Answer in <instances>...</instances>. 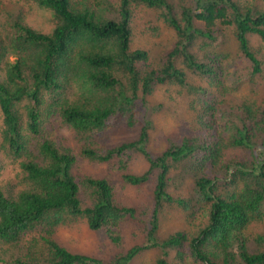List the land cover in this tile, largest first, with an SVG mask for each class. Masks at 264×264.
<instances>
[{"label":"trees","instance_id":"obj_1","mask_svg":"<svg viewBox=\"0 0 264 264\" xmlns=\"http://www.w3.org/2000/svg\"><path fill=\"white\" fill-rule=\"evenodd\" d=\"M5 1H0V155L18 163L20 186L0 185V243L6 251L0 245V264H129L137 253L154 247L160 249L155 264H264V104L254 99L226 104L225 80L235 61L214 49L231 28L239 56L251 62L245 68L252 77L260 73L249 35H258L264 44V0L251 5L240 0ZM140 4L158 10L176 35L161 67L146 49L132 45L134 16L142 34L159 33L157 23L144 19L140 9L135 15ZM35 7L50 13L47 29L29 23L28 11ZM198 38L213 47L202 57L191 51ZM180 56L207 86L188 82L185 70L175 64ZM166 82L190 95L202 134L178 142L168 138L166 148L153 154L146 148L153 123L138 107H147L155 83ZM117 118L129 127L142 125L136 139L108 146ZM60 129L70 133L74 145ZM230 147L247 154L227 157ZM136 152L149 164L141 174L127 171ZM114 159L124 184L155 183L142 209L118 203L108 178L73 173L79 160ZM188 162L193 205L166 190L169 170ZM81 195L90 202L83 205ZM167 203L194 211L189 229L159 239L160 211ZM78 218L89 229L103 231L119 249L122 224L139 218L145 241L105 260L72 252L55 234Z\"/></svg>","mask_w":264,"mask_h":264},{"label":"rangeland","instance_id":"obj_2","mask_svg":"<svg viewBox=\"0 0 264 264\" xmlns=\"http://www.w3.org/2000/svg\"><path fill=\"white\" fill-rule=\"evenodd\" d=\"M6 3L5 0H0ZM175 2L176 0H170ZM242 4L251 5L259 0H240ZM142 13V16L146 20L156 22L159 26V33L152 35L151 33H141V26L134 16L133 30L134 36L132 38L133 47H142L146 49L151 57L154 59V63L161 67L165 62V54L169 49H172L176 35L166 26L158 10L154 8H148L144 5H137L134 7V13L136 10ZM48 11H43L39 7L29 9L28 20L34 27H45L47 20L50 17ZM250 46L255 51L259 59L261 60V71L255 74L253 77L250 75V70L247 71L245 67H249L251 62L244 61L238 52L237 41L234 37L233 30L228 28L225 30V37L220 45L214 48L218 52L228 53L235 64L229 67V76L225 80V93L222 96L227 105H240L245 100L254 99L257 103L264 104V44L256 34L249 35ZM212 50L213 47L204 45L202 39L198 38L194 41V45L191 47V51L198 57H202L205 50ZM14 57H10V61H13ZM176 66L182 68L186 72L187 80L194 85L207 86L206 79L201 78L199 75L191 73L183 64L182 57H178ZM240 73L238 75L237 73ZM1 77L3 73L0 71ZM234 78V80H233ZM240 78L239 80H236ZM236 81V84H235ZM210 91L216 94V87H211ZM148 101L147 107L139 104L138 109L144 115L146 113L153 123V127L150 130V137L146 146L147 150L153 154L160 153L167 146V139L171 138L180 141L182 137L200 136L202 129H200L197 122L198 117L196 113L190 108V95H188L184 88L171 82L155 83L152 92L146 97ZM1 117V116H0ZM207 122H209V115L203 116ZM141 123L129 127L125 121L121 118L114 120L112 129L108 134V138L105 141L106 145L113 146L125 141H131L137 138ZM217 127V126H216ZM215 128V127H214ZM62 137L67 139V143L74 145L75 141L71 139L70 133L60 129ZM30 149L32 150L33 147ZM226 156H238L244 158L246 151L244 152L240 147H230L225 149ZM80 161V164L73 168V173L76 177L79 176H92L96 178L106 177L115 185V200L126 206H134L140 209L145 204H148L152 199V190L154 187L153 180H148L141 185H129L124 184L121 179L122 170L118 168L117 161L111 160L104 163H92ZM0 185L6 181L17 187L20 184L17 181L16 175L19 173V165L16 161L8 160L5 155H0ZM148 162L145 157L139 153H133L127 171L134 174H141L148 169ZM188 170V171H187ZM190 171V172H189ZM230 188V186H229ZM233 188V187H232ZM167 192L173 197H184L194 201V176L189 169V162L184 166L170 169L167 178ZM228 190V187L221 188V192ZM83 205L88 204L90 201L85 195H81ZM193 208L189 211H185L183 208L176 204H165L161 211V223L158 232V238L162 239L167 236V233L175 231L177 229H189L191 221V214ZM199 214V213H198ZM139 218L135 220L127 219L121 227V236L123 239V247L117 248L104 234L103 231H93L88 228L85 219H76L69 221L67 224L60 226L55 234L56 241L69 249L72 252H79L83 254L92 255L102 259H109L121 251H126L130 247L141 244L145 241L146 227L143 222L139 221ZM264 230V228H263ZM4 252L5 246L0 243ZM2 252V250H0ZM160 255L159 247L148 248L137 253L129 264H155L156 259ZM7 256V254L5 255Z\"/></svg>","mask_w":264,"mask_h":264},{"label":"clouds","instance_id":"obj_3","mask_svg":"<svg viewBox=\"0 0 264 264\" xmlns=\"http://www.w3.org/2000/svg\"><path fill=\"white\" fill-rule=\"evenodd\" d=\"M118 2V0H116Z\"/></svg>","mask_w":264,"mask_h":264}]
</instances>
